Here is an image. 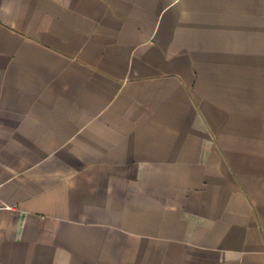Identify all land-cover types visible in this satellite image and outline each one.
I'll list each match as a JSON object with an SVG mask.
<instances>
[{
    "label": "crops",
    "instance_id": "0c3cea01",
    "mask_svg": "<svg viewBox=\"0 0 264 264\" xmlns=\"http://www.w3.org/2000/svg\"><path fill=\"white\" fill-rule=\"evenodd\" d=\"M0 264H264V0H0Z\"/></svg>",
    "mask_w": 264,
    "mask_h": 264
}]
</instances>
